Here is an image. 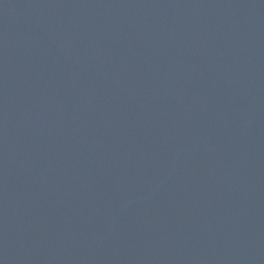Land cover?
<instances>
[{
	"label": "water",
	"instance_id": "obj_1",
	"mask_svg": "<svg viewBox=\"0 0 264 264\" xmlns=\"http://www.w3.org/2000/svg\"><path fill=\"white\" fill-rule=\"evenodd\" d=\"M0 264H264V0H0Z\"/></svg>",
	"mask_w": 264,
	"mask_h": 264
}]
</instances>
